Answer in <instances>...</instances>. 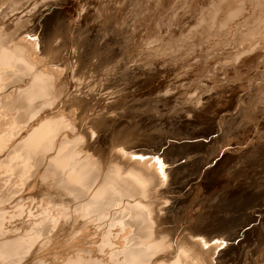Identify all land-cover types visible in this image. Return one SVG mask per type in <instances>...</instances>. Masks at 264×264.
I'll list each match as a JSON object with an SVG mask.
<instances>
[{
  "label": "bare ground",
  "instance_id": "obj_1",
  "mask_svg": "<svg viewBox=\"0 0 264 264\" xmlns=\"http://www.w3.org/2000/svg\"><path fill=\"white\" fill-rule=\"evenodd\" d=\"M21 1L22 0H18V2ZM53 1L54 2H51L52 3L51 5L58 4L57 2L58 0H53ZM165 1L162 0L163 3H165ZM224 1L225 4H223ZM100 2H101L100 0L99 1L92 0L91 5H93L94 7L97 6ZM106 2L109 3V0ZM193 2L194 3L191 4V7L190 8L188 7L189 9L188 10L186 9L187 11H185L187 12L188 15L185 14L184 11H183L184 14L183 13L180 14L181 20L184 18L187 19V17L189 16V20H190L189 22L197 20L199 21L200 25L201 24L206 25V27L204 26L205 29L207 28L211 31L213 29L216 31L217 29L218 30L225 29L226 32L225 34L227 36L226 37L227 39L223 38V40H220L221 42L220 41L214 42L215 39L213 41L211 40L212 42L217 44L218 42L221 43V46L219 47L217 46V44H215L216 47L211 46L212 48H214V50L215 48L218 47V52H217L218 55L214 56V58L215 57L217 58L214 59L213 62L211 61L213 59L210 58L211 56L209 57L210 54L206 53L207 48L204 47L206 43H203L202 41L204 38L202 40L199 39L200 42L198 40L199 38L198 36L200 35H197L198 37L197 40H192L191 37L192 35L189 34L191 36L186 37L187 40L185 38L184 42L183 43L181 42V44L179 45H175V42H178L177 41L178 38L176 37L174 39L171 38L172 40L176 39V41L173 44L167 42V44L164 45L162 41L161 45L165 47L168 51H170L168 54L167 53L165 54L167 58L164 55L160 54L165 52L166 49L165 51L162 50V52H160L161 50L159 51L156 48L157 46H155V48H152V50L146 51L141 49L142 48L141 47L140 49L142 50V52L140 54L142 55L144 54L145 58L141 56L142 60H140L141 59L140 58L139 60L132 62L134 63V65L132 66L128 65L129 61L121 64L120 67L122 73L120 72L118 76L115 77L116 79L112 80L113 83L111 84L112 87L111 86L104 87V89L101 91V95H100L101 99L99 102L100 104L99 107H91V110L90 108L87 107H85L83 110L80 109V107L79 108L77 107L80 106L78 105V102L80 101L81 98V97L79 98L78 96L80 95L77 94H79V92L80 93L84 92V90L86 93H88L89 86H88L87 78L85 79L77 74H72L71 77H70L71 74L60 75L58 71L57 73L55 72L49 73V71H46L47 68L44 70L45 72L44 71L35 72L32 74V71L35 68L33 62H36L35 61L36 59L33 57L32 51L34 50L35 52H37L38 50L37 42L28 40V42H24V43L22 42L23 46H14L12 48V47H8L5 44L7 37H4V35L0 33V70H1L0 76L2 75V77H4L3 74L9 71V69H7L8 71L3 73L1 69L2 66H7V68L10 67L16 72L14 74V77L17 76L16 79H18V83H20L17 89L10 91L11 92L10 94H4L1 92V94L4 95L0 96L2 97L1 98L2 103H0V107L1 105L4 106L3 103L7 102L6 104V106H8L6 107L7 109L8 108L16 109L18 114H16L15 118L11 116L12 112L9 113L10 112L9 111L8 114L9 115L11 114L10 116L17 121L18 119L16 117L17 115H19V118L20 120L22 119V123H23V124L21 123L22 125L20 126L27 129L26 131L27 133L20 139L17 138L18 140H16L18 133L15 132L17 134H14V137L16 135L17 136L14 139L16 140L15 142H13L12 140L13 143L12 142L8 143L11 136H13L9 134L10 132L9 128L11 127H8L9 132L7 134H6L7 132L6 130L8 129L5 130V128L7 127L4 128V130L6 131L5 132L6 137L10 135V137H8L9 139L8 138L5 139L4 138L5 136L0 133V136L2 135V137L7 141L6 143L5 140L4 141L0 140L1 144L2 142L6 143V144L5 143L2 144L1 149H4L3 152L6 153L7 151H5V149H8V153L6 155L3 153L4 158H0V171H3L4 172L3 174L7 173L9 175L10 174L18 175L19 179H16L20 181V183L18 181V184L21 183L24 184L26 182V178H29L30 175L32 176L35 173V172L31 173L32 169L35 168L36 170L35 169L34 170L39 172V177L41 178L38 181L39 185L42 186V188L47 186L46 191L50 199V201L46 204L47 206L44 205L46 201L44 202V204L42 205L44 206V208L41 209L40 211L37 210L35 212L33 210L32 211L29 210L30 211L29 217L31 218L29 223L32 224H29L27 226L25 224V227L23 226L25 229H22L21 231L18 232L15 231L16 233L14 232L15 235L13 234V236L10 235L12 233H10L9 231L10 234L8 235H10L11 237L6 236L8 231L5 232L6 231L5 228L7 226L4 228V224H5L4 222L8 219L11 220V218L15 216L17 217L16 214L18 212L22 213L24 211L25 208L23 206L24 204L21 205L20 203L22 200H24V198H21L22 200L17 203L14 202L13 200L12 203H16L15 206L16 210L14 212L8 213L5 208L0 209V264H18V262L22 258L24 259V256L27 255V253L25 252L27 251L30 252L29 250L33 246V243L35 241L37 243V239L45 238L46 241V238H48L52 242L51 244L55 245V243L53 244V241L54 239H56L55 237H57L59 234L60 235L63 234L64 237L62 236L63 238H61V241H59L56 244L58 246L60 245L62 248H65L66 250L67 249H69L70 251L73 250V252L77 253L76 255L74 254V256H71L70 254V257L68 256L69 258L68 259L66 258L63 264H221L222 263L223 254H225V252L228 249L223 252L220 251V248L222 247V243H216V241L217 240L219 241V239L214 237H207L204 234L203 228H199L197 226L192 227L191 224L195 223V220L197 218L192 219L189 225L188 224L185 225L183 229H179L180 232L177 234H175V232H172L171 229L169 230L167 226L168 225L167 217L170 216L169 214L172 213L174 207L175 208L178 207L182 202L183 204L186 203L187 200L184 201L181 198V196L177 194L174 195L176 197L174 196L165 197L166 194L168 195L170 193H173L172 192L173 188L169 189L171 188L172 185L171 182L173 181V180L170 181L171 173L170 170L169 172H167V169H165V166L167 165V161L169 158L168 156L162 154L161 156L159 155L157 159H155L154 156L160 153L161 151L160 149H157V151L147 150L138 153L135 152L132 153L131 148L127 146H123V147L118 146L116 154L111 156L110 154L104 155L101 151L97 150L96 147L98 141L100 140V133L102 131V128L108 126L116 127L122 124L123 127L125 125H128L127 113L125 112L126 114L122 115L119 113V110L120 109L124 110L123 98H125L126 96L124 93L127 89H129L128 83L124 84V82H131L132 81L131 79L134 80L132 81V83H138V84L143 83L144 85H147L150 82L151 83L154 82L155 84V82H158L161 78H163L162 79L164 80L163 84L157 85L154 89V92L157 91H158L157 93L162 92L159 93L160 95L159 97L162 98L161 100H165L167 104H172V103L180 104L182 107L178 110H180V112L182 113V116L185 121L187 120L193 121L195 120V118L197 119L198 117L200 118L201 115H205L206 118L207 116H209L212 117V119L214 120L219 119L218 121L220 122L222 121L226 123L247 118L249 119V122H247L248 127H246V129H256L264 125V85L259 86L258 89H256V91L254 92V94H251V96L253 97H248L246 95L241 94L245 90L243 83L245 76H242L243 75L242 73L246 72L250 75L252 74L253 70L256 72L257 70H260L261 68L264 67L263 64L264 51L259 49L258 47L255 49L256 47L255 43H250L248 45L244 43L247 40H252V38H254L256 34H259L258 33L259 30H261L264 27V0H217V1L207 0L206 7L205 6L200 7V3L202 2L199 3V0H193ZM151 3L152 1L150 2V5L154 4ZM175 3L178 2L175 1ZM100 4L102 7V3ZM166 4L168 5V3ZM172 4L171 6H173ZM98 7L99 6H97V8ZM87 9L91 10L92 8L88 7ZM148 9L149 8L146 9L147 12H149ZM171 9L173 8L171 7ZM158 10L162 11V8L161 10L158 8ZM151 11L152 10L150 9L149 13H152ZM142 15L141 16L139 15L140 17L138 19L140 24H141L140 19L141 17H143ZM167 15L166 17L164 16L163 19L167 18ZM1 18L2 17L0 16V19ZM153 18L156 17L153 16ZM9 19L8 21L10 22ZM140 24L139 26H141ZM165 24L163 25L165 26ZM196 25L195 27H197ZM188 26L186 25V27ZM238 28L240 31H242V28L247 29L246 31L243 32V37L240 40H238L239 44L241 42H242L241 44H243V45L240 44L241 45L240 47L237 45L238 42L236 43V41H234L235 39L231 40L229 38V34H231L232 31L234 32V30L235 29L237 30ZM137 29H140V27H138ZM141 29L139 31H141ZM142 30H144V28ZM134 31H136L137 34L135 32L134 33L138 35L139 32L137 30ZM186 31L188 34L189 31L188 30ZM211 31H209L208 33L210 34ZM25 34H28V32H26ZM144 34L145 33H143V35ZM143 35L142 37H144ZM149 35L151 36V34ZM155 37L158 38V36ZM154 38L153 40H155ZM130 39H131L130 41H132L133 38L130 37ZM206 39L207 37L205 38V40ZM143 41L145 42V40ZM143 41H141V43L139 42L138 45L142 44ZM148 42L149 41H147V43ZM170 42L173 41L170 40ZM130 43L129 45L131 46L129 47H132V45L134 46L136 44L135 42H132L133 44ZM209 44L211 45L212 43ZM153 45L151 46L153 47ZM231 45H234V47L232 48ZM262 45H264V43ZM141 46L144 47L143 44ZM162 46H160L159 48L162 49ZM139 47L140 46L136 45L137 49ZM199 47L201 48V50H199L200 49ZM203 47L205 49H203ZM206 47H210V46L207 45ZM138 51L136 50L135 52ZM177 53L179 55H176ZM183 53L185 54L187 53V55H189V58H191V60L187 58L188 56L186 57V55H183ZM131 54L133 55V53ZM135 54L136 55H133L134 57L138 56L137 53ZM128 55H130V52L128 53ZM128 55L127 58L128 57L130 58L131 55L130 56ZM160 55H162L161 58L165 57V59L163 58V60L165 61L161 62L159 58L160 62H157L158 59L156 58L159 57ZM143 58H144V62H142ZM30 59L32 60V62L30 61ZM183 62H186V64L184 63L185 64L184 69L188 70V72L182 74L181 76L180 75L176 76L172 80H168L171 72H175L176 69H180L179 66L183 67L181 66L183 65ZM205 62L207 63V65H204ZM37 64L39 66L40 63ZM212 68L214 72H212ZM3 69L5 70V68ZM11 74H13V71L11 72ZM11 74L8 73L9 76ZM2 77H0L1 78L0 82H3L4 80V79L2 80ZM26 77H28L29 79L28 81H26L25 79ZM4 78H6L7 80L9 79L7 76ZM11 78H13V76ZM259 79L260 78H258V80ZM258 80L255 81L258 82ZM10 81L8 82V85ZM75 82L79 83V86L76 84L78 87L75 86L74 89L78 88V90H80L77 92L76 95L70 92ZM253 83L254 82H252V84ZM1 85H0V90L7 91L6 87L8 85L5 86L6 84H3L5 86L4 90H2L3 86ZM121 85H124V88H122V90H117ZM182 85H184L183 87L185 86L186 87L190 86V87L181 90ZM150 88L152 90V87ZM90 91L91 90H89V93ZM152 96L155 97L157 95H152ZM76 97L79 98V101L78 98ZM109 97L112 98L109 99ZM60 101H62L60 104L62 105V109H59L60 106L56 107L57 105H59L57 103L58 102L60 103ZM248 101L249 102L252 101V103L255 101V103L252 104L250 108H245V105L249 103ZM236 103H238L239 105H237ZM101 105H103V107ZM233 105H237L236 112H234L232 108ZM47 107L48 109L49 107L50 108L55 107L56 109H58V111L55 112L51 111L50 113L49 110L47 109L49 114L47 115L45 114L44 116L43 111ZM3 108L4 107H2V109ZM3 110H1L0 113H2ZM2 116L0 114V118H2ZM10 120H12V118ZM9 121H6V123H8ZM19 122H14L16 124H13L12 122L11 123L13 124V126L14 125L17 126L18 125L17 123ZM24 128H21L23 129V134H24ZM118 128H120V126ZM93 134H95L97 137L95 138V135ZM263 144H262V148H263ZM240 146L241 144H239V147ZM236 147H237L236 145H230L229 152L233 153ZM250 149H252V151H250ZM253 151H257L258 153V149L256 147L255 150H253V148L251 147H247L245 151L243 149V152H245L246 154L248 152L250 153ZM135 154H139L140 156H138V158L134 157L133 155ZM145 155H150V157L145 159L143 158V156ZM221 155L222 158L220 159ZM225 155L226 154L224 150L220 151L218 155L219 158L217 159V165L219 167H221V165H223L224 163L226 165V161L228 160L229 157L228 156L225 157ZM238 161H240V157L238 158ZM9 175L6 176L8 177ZM10 177L11 176H9V180H11ZM4 178L5 177H3V179ZM5 179L8 180L7 178ZM13 179L15 178L13 177ZM6 180L4 182V186L7 184ZM30 180H32V178L29 179V182ZM0 181H2V179ZM35 181L37 182L36 179ZM36 182L31 184L32 188L30 187L31 189L29 188V190H32L34 186L36 188ZM45 182L47 184L43 186ZM9 184H12V182ZM18 184H16V188L18 187L17 186ZM166 185L167 188H165ZM6 186H8V184ZM12 186L15 188V184H12ZM40 186H37L38 189ZM19 188L21 187H18V189L16 190H19ZM7 189L5 190L7 191ZM13 192H11L12 195ZM185 194L186 193H184V195ZM15 195H17L16 191L13 196ZM11 196L1 193L0 191L1 208L3 205L5 206V203L9 201L7 199ZM18 197L21 196L19 195ZM170 199L174 200L173 207L170 206L171 202L170 203L168 202ZM39 201L40 200H37V202ZM9 204L11 203H7V205ZM167 204L168 207L170 206L169 209L165 208ZM183 204L182 206H184ZM24 219L26 218L24 217ZM24 222L26 221L24 220ZM16 227L18 228L19 226ZM58 227L59 230H56ZM59 236L57 237V239L59 238ZM42 241L40 243L43 244ZM212 242L215 243L211 245ZM55 246L54 248L56 249L57 247ZM62 248L60 249L62 250ZM37 250L38 249H36V251ZM42 256H44V253ZM38 257L40 258L37 259L36 257L35 259H37V261L35 260L34 262L33 260L32 264H46L45 263L46 260L43 257H41V254Z\"/></svg>",
  "mask_w": 264,
  "mask_h": 264
},
{
  "label": "rangeland",
  "instance_id": "obj_2",
  "mask_svg": "<svg viewBox=\"0 0 264 264\" xmlns=\"http://www.w3.org/2000/svg\"><path fill=\"white\" fill-rule=\"evenodd\" d=\"M91 1L92 0H66V1L58 0L57 1L58 6H57L56 4L51 5L52 4L51 2H54L53 0H22L21 2H18V0H12V1L11 0H0V9H1L0 16L2 17L0 19V33L4 35V37H7L5 44L8 47H12V48L14 46H23V43L28 42V40L36 41L38 44L37 52H35L34 50L32 51L33 57L36 59L35 60L36 62H33L35 65V68L33 69L32 74L35 72H42L47 68L46 71H49V73L51 72L57 73L58 71L60 75H66V74L70 75L71 74L70 75L71 77L72 74H77L85 79L86 78L88 79L87 82L89 86L88 88L89 90H91L90 93H89V90H88V93H86L84 90V92L82 93L79 92V94H77V92L80 90H78V88H76L77 91L76 89H74L75 86L76 87L79 86V83H76V82L73 84V88L70 91L74 95L76 94L80 95L78 97L82 98V99L80 98V101H79V98L76 97L78 98V101H79L78 105H80L77 107L78 108L80 107V109L82 110L85 107L90 108V110H91V107H99L100 105L99 102L101 99V96H100L101 91L104 89L105 86L106 87L111 86V84H113L112 80H115L116 79L115 77H117L120 72L122 73L120 65L129 61L128 65L132 66L134 65V63L132 62L137 61L140 58H141L140 60H142V57L145 58L144 54L143 55L140 54L142 52L141 49L147 51V50H152V48H155V46H157L156 48L159 51L161 50L160 52H162V50L165 51L166 49L165 47L161 45L162 41L164 45L167 44V42H169L170 44H173L176 41V39L175 40H172V39L176 37L179 40L177 39L178 42H175V45H179L181 44V42L182 43L184 42V39L186 37H190L192 35L191 36L192 40H197L198 37H199L198 40L199 39L202 40L204 38L202 40L203 43H206L208 46H210V47H206L207 45L205 44L204 47L207 48L206 53L210 54L209 57L211 56L210 58L213 59L211 60L213 62L214 59L217 58V57L214 58V56L218 55L217 53L218 47L221 46V43L218 42L217 44L214 42L223 40V38L227 37L225 34L226 33L225 29H222V30L217 29V31L213 29L211 31L206 28L207 29L206 30L205 29L206 25L205 24L200 25L199 21L197 20L189 22L190 21L189 16L187 17V19L186 18L182 20L180 19V14H182L183 11L185 14H187V12L185 11H187L191 7V4L194 3L193 0H180V1L179 0H167V1L163 0L165 1V3H163L162 0L160 1L158 0H134V1L133 0H120V1L116 0V2L115 0H109V3L106 2L108 0H105V1L100 0L101 1L100 3H102V7H101V4L99 3L100 5L99 4L97 5L99 6L98 8L97 6L93 7V5H91ZM127 1H129L131 4ZM139 1H141L142 3ZM151 1L152 3H154L153 5H150ZM175 1H177L178 3H175ZM134 2H137V3H134ZM166 3H168V5ZM199 3H200V7H203V6L206 7L207 0L206 1L199 0ZM171 4L173 6H171ZM223 4H225V1ZM129 5L130 6L132 5V6L130 7ZM88 7L92 9L88 10L87 9ZM171 7L173 9H171ZM147 8H149L148 9L149 12L151 9L152 13L147 12L146 10ZM158 8L160 10L162 8V11H159ZM168 9H170L171 11ZM143 12L146 16L143 14ZM139 15L143 16L140 19L141 24L139 23V20H138L140 17ZM166 15H167V18L163 19L164 16L166 17ZM153 16L156 18H153ZM8 19L10 20L11 23L8 21ZM173 19L175 22L173 21ZM145 22L148 24H146ZM143 23L145 24V26ZM139 24L141 26H139ZM163 24H165V26ZM194 24L195 25L197 24L196 25L197 27H195ZM136 25L140 27V29L144 28V30L141 29V31H139L140 29H137L138 27ZM186 25L187 26L190 25V26L186 27ZM184 26H185V29H184ZM173 28L174 29L176 28V29L174 30ZM134 30H137L139 32L138 35H136L137 32ZM186 30L189 31L188 34ZM246 30H247L246 28H242V31H240L239 28L237 30L235 29L234 32L232 31V33L229 34V38L231 40L235 39L234 41H236L237 43L238 40H240L243 37V32ZM262 30H264V27L261 30H259L258 32L259 34H256V36L252 38V40H247L244 43L246 45L250 43H255L256 44L255 49L258 47L259 49L264 51V45H262L264 43L263 42L264 41L263 40L264 31ZM157 31L158 32L160 31L159 32L160 34ZM209 31H211L210 34L208 33ZM26 32H28V34H25ZM165 32H166V35H165ZM204 32H205V35H204ZM143 33L145 34L143 35ZM155 33L159 35H156ZM175 33L178 35H176ZM179 33L181 37L179 36ZM149 34H151V36ZM201 34H203L205 37ZM25 35L28 37H26ZM142 35L146 38L142 37ZM197 35H200V36L197 37ZM155 36H158V38ZM130 37L133 38L132 41H130L131 40ZM206 37L208 40L207 39L205 40ZM153 38L155 40H153ZM143 40H145L146 43ZM170 40L173 42H170ZM211 40L212 41L214 40V42H212ZM141 41H143L146 44L145 45L142 42L144 47L141 46L142 44L138 45L139 42L141 43ZM147 41L149 42L147 43ZM132 42L136 43V44L134 43L135 47L133 45L132 47H129L131 46L129 45V43L133 44ZM209 43H212V44L210 45ZM215 44H217L218 47L215 48L214 50V48L212 47L214 46L216 47ZM240 44L239 42L237 43L239 47L243 45V44L241 45ZM136 45L140 47L137 49ZM151 45H153V47ZM159 45L162 46V49L159 48L160 47ZM231 46L232 48L234 47V45H231ZM204 47L203 49H205ZM130 48H132L133 50L135 49V50L133 51ZM201 48L199 50H201ZM136 50L137 51L139 50L138 51L139 53L135 52ZM129 52H130L131 57L127 58V55ZM169 52L170 51L166 49L165 52L160 53V54L165 56V54L166 53L168 54ZM131 53H133V55H136L135 53H137L138 56L134 57ZM162 55L156 58L158 59L157 62H160V60L161 62L165 61L163 60V58L165 59V57L167 58V56L161 58ZM176 55H179V54L177 53ZM183 55H186V57L188 56L187 58H189V55H187V53L186 54L183 53ZM144 58L142 62H144ZM189 59L191 60V58ZM30 61L32 62L31 59ZM37 63H40L41 66L40 64L38 66ZM184 63L186 64V62H183V65H181L183 67L179 66L180 69H176L175 71L176 73L171 72L170 77H169L170 79L168 78V80H172L176 76H179V75L181 76L182 74L188 72V70L184 69V65H185ZM204 65H207V63L205 62ZM3 68H5V70ZM1 69L3 73L7 72L8 71L7 69H9V71L7 73H4L3 76L4 77L7 76L9 78L8 80L9 81L11 80V81L8 85L9 81L6 78L2 77V75L0 76L2 77V80L4 79L3 82H0V85L2 84L1 86H3L2 87L3 89L2 88L1 89L4 90L5 89L4 87L8 85L6 87L7 91L0 90V94L1 92L4 94H10L11 93L10 91L17 89L20 83H18V79H16L17 76L14 77V74L16 72L12 68L10 67L7 68V66H2ZM12 71H13V74H11ZM253 71H252V74L250 75L246 72L242 73L243 74L242 76H245L243 80L245 90L241 94L246 95L248 97H253L251 96V94H254V92L256 91V89H258L259 86L264 85V73H263L264 67L261 68L260 70H257L256 72L255 71L253 72ZM212 72H214L213 68H212ZM8 73L11 74L13 78H11L12 76L11 75L9 76ZM258 78L260 79L258 80ZM25 79L26 81L29 80L28 77H26ZM128 79H131V78H128ZM162 79L163 78H161L158 82H155V84L154 82L152 83L150 82L147 85H144L143 83L142 84L132 83V81H134L133 79H131L132 81L129 80L131 82H124V84L128 83L129 89H127L128 91L126 90L124 93L126 95L125 96L126 99L123 98L124 110L120 109L119 113L122 115L127 113L128 115L127 124L128 125H125L124 127H123V124L119 125L120 128H118L119 126H116V127L108 126V127L102 128V131L100 133V140L98 141L96 145L97 150L101 151L104 155L110 154L112 156L116 154L118 146L130 147L132 153L134 152L138 153V152L147 151V150L157 151V149H160L161 150L160 153L155 155L154 158L157 159L159 155L161 156L162 154L170 158V160L168 158L165 169H167V172H169L170 170V173H171L170 181L173 180L171 182L172 184L171 188H169V189L173 188L172 190L173 193H170L168 195L166 194L165 197H168V196L173 197L174 195L177 194V195H180L184 201L187 200L186 203L183 204L182 202L178 207L176 208L174 207V210L172 211V213L169 214L170 216L167 217V221H168L167 226L169 230L171 229L172 232H175V234H177L180 232L179 229H183L185 225L187 224L189 225L192 219L197 218L195 220V223L191 224V226L192 227L197 226L199 228H203L204 234L207 237H214V238L219 239V241L217 240L216 243H222V247L220 248V251L223 252L228 249L225 252V254H223V260L221 264H264V239H263L264 238V144H263L264 143V125H262L263 127L261 126L260 128H256V129H246V127H248L247 122H249V119L247 118L246 119L243 118V119H239L238 121H231V122L226 123V122L218 121L219 119L214 120L212 119V117H209V116H207L206 118L205 115H201L200 118L199 117L197 119L195 118V120L193 121L192 120L185 121L182 116V113L180 112V110H178L182 107L180 104L178 103L177 104L175 103L167 104L165 100H161L162 98L159 97L160 96L159 93H162V92H159V93H157L158 91L154 92V89L157 85L163 84L164 80ZM255 80H258V82H256ZM0 81H1V78H0ZM252 82L254 83L252 84ZM3 84H6V85L4 86ZM183 86L184 85L181 86V90H184L190 87V86L188 87L186 86L183 87ZM150 87H152L153 91L151 90ZM122 88H124V85H121L117 90H122ZM4 94H1L0 96ZM152 95H157V96L154 97ZM1 98L2 97H0V103H2ZM110 98L112 97H109V99ZM252 101L250 102L248 101L249 103H247L248 105L247 104L245 105V108H250L252 104L255 103V101L253 103ZM61 102L62 101H60V103L58 102L57 104L59 105L56 106V107L60 106L59 109H62V105H60ZM6 104L7 102L3 103L4 106L1 105L0 109L3 110L5 108L4 110H6L7 109L6 107H8L6 106ZM236 104L239 105L238 103ZM87 105L88 106L91 105V106L88 107ZM237 105L232 106L234 112H236ZM101 106L103 107V105ZM2 107L4 108L2 109ZM47 109L48 107L44 109L43 111L44 116L45 114L46 115L49 114V112L51 113V111L52 112L58 111V109H56L55 107L54 108L49 107L48 109L49 112ZM4 110L2 111V113H0L1 116L2 114L4 116L0 118V131H1L0 133L5 136L4 137L5 139L10 137V135H13L11 136L10 139L8 138L9 139L8 143L12 142V140L13 142H15L16 140H18L17 138L20 139L27 133L26 132L27 129L20 126L23 123H22V119L20 120L19 115H17L16 117L18 121L13 119V117L15 118L16 114H18L16 109L8 108L6 111ZM8 112L9 113L12 112V115L11 114L10 115L13 117H11L8 114ZM121 112H124V113H121ZM11 118L14 122L20 121L19 123H17L18 127L16 125L13 126V124H16V123L10 120ZM6 121H9V122L6 123ZM8 127H11L9 128L10 132H9ZM4 128L5 130L8 129L6 130L7 132L4 130ZM21 128H24V134H23V129ZM5 132L6 134L9 132L10 135L8 134L9 136L7 135L8 137H6ZM15 132L18 133V136L17 135H16L17 137L15 136L16 140H14L15 139L14 134H17ZM2 135L0 136L1 137L0 140L4 141L5 139L2 137ZM96 137L97 136L95 135V138ZM1 141H0V145H1L0 149L2 148V144L5 143V142H2L1 144ZM239 144H241L240 147H239ZM262 144H263V148H262ZM230 145L237 146L236 149L233 151V153L229 152ZM247 147H251L253 148V150H255V147H256L258 149V153L257 151H253L250 153L248 152L246 154L245 152H243V149L245 151ZM223 150L225 151V154H226L225 157L228 156L229 158L226 161V165L225 163L224 164L222 163L223 165L219 167L217 165V159L219 158L218 155L220 151H223ZM3 151L4 149L0 150V158H4L3 155L4 154L6 155L8 153V149H5L7 153ZM250 151H252V149H250ZM128 155H131V154H128ZM133 156L138 158V156L140 155L135 154ZM149 157L150 155L143 156V158L145 159ZM239 157H240V161H238ZM221 158H222V155L220 156V159ZM34 169H32V172H31V173L35 172L33 174L34 177L33 175L32 176L28 175L29 178H26V182L24 180L25 183L24 184L21 183L22 185L18 184L19 180H16V179H19L18 175L16 174L9 175L7 173L3 174L4 172L0 171V175H1L0 178L3 181V183L2 181H0L1 193L11 196L12 195L11 192H13L14 189L15 190L13 192V195L15 191L17 193V195L15 196L12 195L11 197H9L10 199L9 198L7 199L9 201L5 203L6 207L3 205L2 208L0 207V209L5 208L8 213L14 212L16 210V207H15L16 203L21 201L22 200L21 198H24V200L20 202L21 205L24 204L23 205L25 207L23 211L24 214L23 212L22 213L18 212L16 214L17 217L15 216L11 218V220L8 219L4 222L5 223L4 228L7 226L5 228L6 230L5 232L8 231L7 235L6 234L5 235L8 237L13 236V234L15 235L16 232L21 231L22 229H25L24 228L25 224L26 226L29 224H32V223H29L31 219L29 217V212L32 210L35 212L37 210L40 211L41 209L44 208V206H42L44 202L46 201L44 205L47 206L46 204L50 201L47 195V191H46L47 186H45L47 183L46 182L44 184L41 183L43 184V186H45L43 188L42 186L39 185L38 181L41 178L39 177V172L35 171L36 169L35 170ZM6 175L11 176L10 177L11 180H14V181L9 180V176L7 177ZM2 176L7 178L8 180H6L5 178L3 179ZM13 177L15 179H13ZM31 178L32 180H30L29 182V179ZM35 179L37 180V182L35 181ZM5 180L7 181L6 183L8 184V186H6L7 184L4 186ZM11 182L12 184H15V188L13 187L14 185L12 186V184H9ZM35 182H36V188L34 186L32 190H29V188L31 187V184ZM16 184H18L17 185L18 187H21L19 188V190H16L18 189V187L16 188ZM10 186L12 189L10 188ZM37 186H40L39 189ZM165 188H167V185ZM5 189H7V191ZM184 193L186 194L184 195ZM19 195L21 197H18ZM27 197H30V198H27ZM15 198H18L19 200ZM13 200L16 203H12ZM37 200H40V201L37 202ZM170 200L168 202L169 203L171 202L170 206L173 207L174 200L172 201ZM7 203H11L12 206L11 204L7 205ZM39 203H40V206H39ZM168 204L165 206L166 209L170 208V206L168 207ZM182 204L184 206H182ZM10 210H13V211H10ZM24 217L26 219H24ZM24 220L26 222H24ZM16 226H19V227L17 228ZM21 226L22 227L24 226V227L22 228ZM56 230H59V227ZM9 231L12 234H10ZM8 234H10L11 236ZM60 236L58 238L59 240L57 239V237H55L57 240L54 239L53 244L55 243V245H57L56 243L61 241V238L64 237L63 234H61ZM41 241L43 242V244L40 243ZM37 243L36 241L33 243L34 248L32 246L31 249L29 250L30 252L28 251L25 252L27 253L28 256L25 255L24 259L22 258L19 261L20 264H30V263L32 264L33 260L35 262V260L37 261V259L40 258L38 257L40 256V254H41V257H43L46 260L45 261L46 264H52V263L53 264H63L66 258L68 259L70 257V254L71 256H74V254L75 255L77 254L76 252H73V250L70 251L69 249H67L68 250L67 251L65 248H62L59 245L60 248H62L61 250L58 245L57 246L52 245L51 244L52 242L48 238H46V241H45V238L44 239L39 238L37 239ZM214 243L215 242H212L211 245ZM54 246L57 247L58 249L57 248L55 249ZM40 248L41 250L42 249L43 250L41 251ZM36 249L38 250L36 251ZM34 250L36 251V253ZM43 253H44V256H42ZM59 255L61 256V258ZM36 257L37 259H35Z\"/></svg>",
  "mask_w": 264,
  "mask_h": 264
},
{
  "label": "snow or ice",
  "instance_id": "obj_3",
  "mask_svg": "<svg viewBox=\"0 0 264 264\" xmlns=\"http://www.w3.org/2000/svg\"><path fill=\"white\" fill-rule=\"evenodd\" d=\"M93 135H95V134H93Z\"/></svg>",
  "mask_w": 264,
  "mask_h": 264
}]
</instances>
